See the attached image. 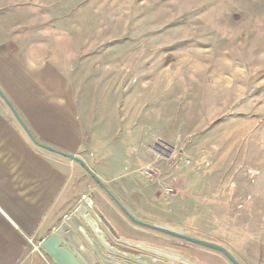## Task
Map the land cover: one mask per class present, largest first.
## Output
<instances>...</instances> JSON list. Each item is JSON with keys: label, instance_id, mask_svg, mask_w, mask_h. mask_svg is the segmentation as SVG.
<instances>
[{"label": "crops", "instance_id": "1", "mask_svg": "<svg viewBox=\"0 0 264 264\" xmlns=\"http://www.w3.org/2000/svg\"><path fill=\"white\" fill-rule=\"evenodd\" d=\"M26 56L9 41L0 44V91L39 143L82 159L134 219L218 245L239 264H264L261 182L245 181V170L219 153L234 148L233 130L215 144L210 133L186 132L174 124L183 115L166 97L159 110L152 102L138 109L116 95H74L71 53L64 65L34 64ZM200 146L213 148L205 170L172 159L171 149L183 159ZM90 178L74 161L35 146L0 98V264H54L33 246L89 198L121 238L148 235L107 194L96 201ZM156 238L195 264H232L218 251Z\"/></svg>", "mask_w": 264, "mask_h": 264}, {"label": "rangeland", "instance_id": "2", "mask_svg": "<svg viewBox=\"0 0 264 264\" xmlns=\"http://www.w3.org/2000/svg\"><path fill=\"white\" fill-rule=\"evenodd\" d=\"M4 41L34 64L64 65L71 53L74 95H116L159 110L166 97L186 132L210 133L215 144L233 130L234 148L219 153L264 191V0H0ZM170 152L180 167L199 170L214 157L212 147L183 159ZM89 183L96 201L106 199Z\"/></svg>", "mask_w": 264, "mask_h": 264}, {"label": "water", "instance_id": "3", "mask_svg": "<svg viewBox=\"0 0 264 264\" xmlns=\"http://www.w3.org/2000/svg\"><path fill=\"white\" fill-rule=\"evenodd\" d=\"M0 98L35 146L79 164L133 223L192 244L218 251L232 264H239L226 249L218 245L134 219L115 199L98 177L85 165L82 159L39 143L1 91ZM40 248L54 264L196 263L192 257L183 252L159 245L121 238L104 215L93 205L90 198L74 207V209L64 217L61 223L53 229L49 236L41 240Z\"/></svg>", "mask_w": 264, "mask_h": 264}, {"label": "flooded vegetation", "instance_id": "4", "mask_svg": "<svg viewBox=\"0 0 264 264\" xmlns=\"http://www.w3.org/2000/svg\"><path fill=\"white\" fill-rule=\"evenodd\" d=\"M137 227H139L140 229H143L144 231H147L148 232V235H142V234H138V233H133L132 236L130 237H126L128 239H132V240H135V241H140V242H144V243H149V244H153V245H161L159 244L158 241H161L159 239L156 238V236L158 238H165V237H171L169 235H166V234H163V233H160L158 231H154L152 229H148V228H145V227H142V226H139V225H136ZM120 236L123 235L122 233H118ZM124 236V235H123ZM125 237V236H124ZM174 238V237H172ZM181 240V239H180ZM184 241V240H183ZM189 243V242H188Z\"/></svg>", "mask_w": 264, "mask_h": 264}, {"label": "built area", "instance_id": "5", "mask_svg": "<svg viewBox=\"0 0 264 264\" xmlns=\"http://www.w3.org/2000/svg\"><path fill=\"white\" fill-rule=\"evenodd\" d=\"M186 164L189 165L190 162H187ZM85 197H86V196H82V200H84ZM29 243H31V241H29ZM40 249H41V248H40V243H39L37 246H33L32 251H33V252H38V253H40Z\"/></svg>", "mask_w": 264, "mask_h": 264}]
</instances>
